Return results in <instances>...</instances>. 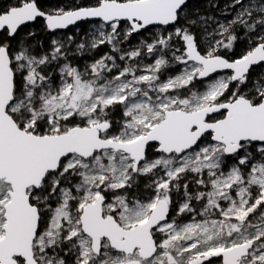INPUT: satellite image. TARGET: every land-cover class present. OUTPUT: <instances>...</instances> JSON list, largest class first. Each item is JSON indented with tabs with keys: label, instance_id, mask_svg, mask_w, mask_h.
<instances>
[{
	"label": "snow or ice",
	"instance_id": "obj_1",
	"mask_svg": "<svg viewBox=\"0 0 264 264\" xmlns=\"http://www.w3.org/2000/svg\"><path fill=\"white\" fill-rule=\"evenodd\" d=\"M219 11L0 7V264H264V0Z\"/></svg>",
	"mask_w": 264,
	"mask_h": 264
},
{
	"label": "trees",
	"instance_id": "obj_2",
	"mask_svg": "<svg viewBox=\"0 0 264 264\" xmlns=\"http://www.w3.org/2000/svg\"><path fill=\"white\" fill-rule=\"evenodd\" d=\"M10 0H0V7H6ZM66 0H46L47 4H63ZM228 0H218L219 7L216 9L208 7V0H190V6L194 9H199L201 13L207 14V15H220V8H223L224 4L227 3ZM42 22H37L34 25H29L34 28H38V26H41ZM25 28L22 29L24 31ZM44 33L39 31V36L43 35ZM241 43V42H240ZM240 43H238V46L235 49V54L239 55L240 53Z\"/></svg>",
	"mask_w": 264,
	"mask_h": 264
},
{
	"label": "rangeland",
	"instance_id": "obj_3",
	"mask_svg": "<svg viewBox=\"0 0 264 264\" xmlns=\"http://www.w3.org/2000/svg\"><path fill=\"white\" fill-rule=\"evenodd\" d=\"M213 16L217 17V19H219V20H224V19H230V18H231V17H223V16H221V15H213ZM40 29H41V26H38V28H34V27H31V26H28V27H26V28L24 29V31H22V32H27V31H29V30H34V31H37L38 34H39ZM37 38H38V39H42V40L45 42V44H47V42H48V36L45 35V34H43V35H41V36L38 35ZM136 42H137L136 40H133V43H136ZM246 47H247V44H246L245 42H241V43H240V52H241L242 50H244ZM106 50H107V49L105 48V49L101 50L100 52H97V53L95 54L96 58H98L99 55H101L102 52H103V51H106ZM91 59H92L91 56H86V57H84L83 59H78L76 62H77L78 64H81V65H82V64L85 63L86 61H89V62H90ZM145 62H146V63H151V60L149 59V60H146ZM179 71H180V67L177 66V67H173V68L169 69L168 72H167V74L175 75V74H176L177 72H179ZM196 87H197V88H201V85H200L199 82H197ZM141 187H143V178H142ZM185 219H186V218H185Z\"/></svg>",
	"mask_w": 264,
	"mask_h": 264
}]
</instances>
